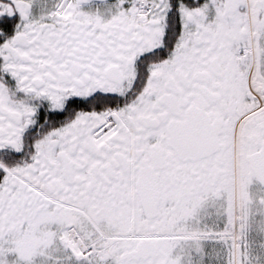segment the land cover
I'll use <instances>...</instances> for the list:
<instances>
[{
	"label": "snow or ice",
	"instance_id": "snow-or-ice-1",
	"mask_svg": "<svg viewBox=\"0 0 264 264\" xmlns=\"http://www.w3.org/2000/svg\"><path fill=\"white\" fill-rule=\"evenodd\" d=\"M0 264H264V0H0Z\"/></svg>",
	"mask_w": 264,
	"mask_h": 264
}]
</instances>
